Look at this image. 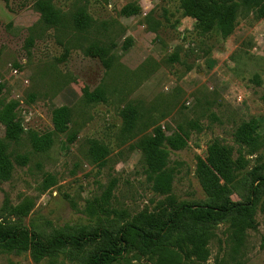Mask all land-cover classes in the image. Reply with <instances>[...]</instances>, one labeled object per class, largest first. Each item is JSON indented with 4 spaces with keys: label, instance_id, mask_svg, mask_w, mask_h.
Segmentation results:
<instances>
[{
    "label": "rangeland",
    "instance_id": "1",
    "mask_svg": "<svg viewBox=\"0 0 264 264\" xmlns=\"http://www.w3.org/2000/svg\"><path fill=\"white\" fill-rule=\"evenodd\" d=\"M38 1L0 0V146L10 163L0 168V264H89L119 237L125 251L110 264H264V17L242 7L231 31L200 33L181 0H52L66 21L57 30L39 24ZM128 5L136 15H122ZM80 9L91 24L76 33L70 17ZM92 44L111 46L110 67L86 53ZM97 89L104 100L88 103ZM11 104L18 143L5 140L1 120ZM128 105L138 111L132 130L121 116ZM62 107L69 131L32 154L31 139L54 131ZM184 123L186 146L165 147L170 178L156 189L135 144ZM243 125L253 132L239 136ZM212 146L238 162L222 187L207 164ZM226 200L250 204L249 217L198 226L182 217L154 248L124 229L155 234L148 224H171L181 206Z\"/></svg>",
    "mask_w": 264,
    "mask_h": 264
},
{
    "label": "trees",
    "instance_id": "2",
    "mask_svg": "<svg viewBox=\"0 0 264 264\" xmlns=\"http://www.w3.org/2000/svg\"><path fill=\"white\" fill-rule=\"evenodd\" d=\"M1 1L5 4L9 2V0ZM51 1L52 0H41L34 4V10L40 15L39 24L46 28H55L57 30L65 29V18L54 7ZM180 6L184 16L190 17L196 21V27L200 33L212 31L217 27L224 33L231 31L232 23L236 19L239 9L242 7L246 10L257 12L261 17H264V0H219L218 2L211 0H181ZM137 12L138 10L136 7L129 5L125 6L121 11L124 16L136 15ZM70 23L74 32L83 33L89 29L91 19L84 10L80 9L70 17ZM29 45H31V43ZM110 50L111 46L108 47L105 45L92 44L87 48L86 53L94 58H105L106 67H110L113 61V58L109 56ZM2 89L3 85L0 84V94ZM104 97L105 93L98 89L94 93H86L84 95V98L88 103H92L93 101H103ZM15 106L16 104H11L1 110V120L5 127V140L8 143H18L20 134L22 133L19 122H16L15 118H13L10 113ZM137 112V109L131 105L126 106L121 111V116L129 130L135 128V121L138 119ZM71 115V110L67 107L54 110L52 120L54 131L42 135L41 137H34L31 139L30 146L32 154H44L49 151L53 147L57 136L69 131V125L72 118ZM189 127L192 128V126H188L186 123H184V125H177L173 134L168 137L160 128H156L153 131V135L143 136L135 144L136 149L141 153V162L146 169L145 173L148 175L149 179L154 182L156 189H158V180L170 178L168 171L165 170L166 161L168 159V152L165 147L168 146L173 150L185 147L188 138L187 129ZM242 131L251 134L253 128L251 126L243 125L239 129V136L242 135ZM75 138L76 136L72 134L69 142L74 141ZM210 152L211 157L207 163L208 165H211L212 168L210 174L216 179L217 185L222 187L221 182H223V184L224 182H230L229 177L234 173V169H237L238 162H232L230 160V151L227 148L212 146ZM12 157L20 166H25L30 161L29 155L20 154L18 151H16V154L12 155ZM9 165L10 163L4 153V148L0 146V168L7 170ZM208 165L203 164L202 168L205 169ZM214 174L218 175L221 180H219ZM250 206V204L234 203L230 200H226L219 207L181 206L178 211L170 214L169 218H171V224H169V222L148 224L150 229L158 228L155 234H151L150 232H146L143 229L132 225H128L124 229L137 235L148 248H154L163 239L162 235L164 232L167 231L168 233H171L182 217L192 218L196 226L205 225L230 216L248 218L249 211L252 210V207ZM158 215L162 220V214ZM149 221L150 220L145 222L149 223ZM1 238L3 241L7 240L5 236H1ZM116 241L119 244L116 250L112 252L101 251L95 254L89 264H110L120 257L125 251L124 241L122 240V237H119ZM178 247L181 252L186 254L181 244H178ZM185 256L188 257V254Z\"/></svg>",
    "mask_w": 264,
    "mask_h": 264
}]
</instances>
